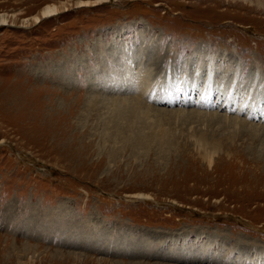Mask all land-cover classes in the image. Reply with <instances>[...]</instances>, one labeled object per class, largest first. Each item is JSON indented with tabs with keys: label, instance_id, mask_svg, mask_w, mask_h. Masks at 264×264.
Here are the masks:
<instances>
[{
	"label": "rangeland",
	"instance_id": "rangeland-1",
	"mask_svg": "<svg viewBox=\"0 0 264 264\" xmlns=\"http://www.w3.org/2000/svg\"><path fill=\"white\" fill-rule=\"evenodd\" d=\"M252 112L264 0H0V264H264Z\"/></svg>",
	"mask_w": 264,
	"mask_h": 264
},
{
	"label": "bare ground",
	"instance_id": "bare-ground-1",
	"mask_svg": "<svg viewBox=\"0 0 264 264\" xmlns=\"http://www.w3.org/2000/svg\"><path fill=\"white\" fill-rule=\"evenodd\" d=\"M88 5V3L86 2V3H84V5H83V3H82V7L83 6H87ZM57 9H56V7L55 6H48V7H46V8H44V10L42 11V13H41V17L40 18H48V17H50V16H54V15H56L57 14ZM38 19L39 18H36L35 20H36V22H38ZM142 44V43H141ZM61 73V72H60ZM60 73H59V75H60ZM99 80V79H98ZM93 83H91V85H92ZM94 85V84H93ZM99 87V86H98ZM121 89V88H120ZM136 89V88H135ZM138 91V90H137ZM175 101V100H174ZM161 103H164V102H161ZM180 104H182V105H195L196 107H201V106H203V104H202V99L201 100H199V101H196L195 103H193V104H190V103H187V102H182V103H180ZM227 106V105H226ZM94 108V107H93ZM248 114V113H247ZM250 116V118H252V119H261L263 122H264V115H261V114H259V113H256V112H252V113H250V114H248V117ZM264 129V128H263ZM186 258V257H185ZM193 259H196V256H193Z\"/></svg>",
	"mask_w": 264,
	"mask_h": 264
}]
</instances>
